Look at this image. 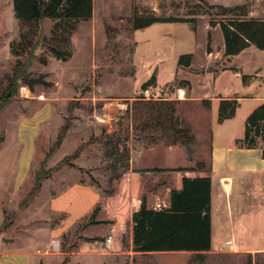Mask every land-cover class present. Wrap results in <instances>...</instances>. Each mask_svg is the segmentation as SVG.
I'll return each instance as SVG.
<instances>
[{
  "label": "rangeland",
  "instance_id": "obj_1",
  "mask_svg": "<svg viewBox=\"0 0 264 264\" xmlns=\"http://www.w3.org/2000/svg\"><path fill=\"white\" fill-rule=\"evenodd\" d=\"M210 1L98 0L96 20L74 23L72 33L65 38L60 32L54 37V21L51 19L40 24L16 22L15 8L11 9L9 0H0L5 12V22L0 24L3 91L10 84H17L16 95L0 113V169L7 160L11 168L14 165L19 148L16 136L19 119L42 108L43 102L39 100L42 97L51 102L52 109V118L43 126L37 139L30 176L21 189L13 191L10 186L12 171L5 172L8 173L6 185L0 188V213L4 218L0 233L6 231L8 235L46 240L48 229L55 223H61L65 217L50 208V200L59 196L69 184L84 183L98 189L101 200L93 207L92 216L80 226L88 228L94 235L98 232L104 234L100 239L106 240L108 236L105 233L111 227L113 212L112 167L119 162L116 147H120V154L128 155L131 153L129 144L133 143V134L137 139V135H144L145 130L176 133L170 127H146L134 118L136 101L144 98L145 89L151 86L147 85L149 75L141 71L142 53L134 52L135 17H149L159 8L160 16L205 19L218 24L246 18L255 3V0H241L242 3L236 6L239 0H220L232 5L225 8L211 5ZM261 1L264 4V0ZM200 27V38L203 40V21ZM41 28H45L46 39H41L37 58L29 64L28 59ZM179 29L183 36L179 50L182 47L193 50L194 34L189 26L181 25ZM156 34V28L141 30L137 38L142 40ZM218 34L214 32V37ZM57 43L62 49L72 51L68 60H59L54 56L51 46ZM252 49L258 51L257 48ZM257 53L261 54L254 60L261 58L260 62H263L264 52ZM165 67L173 69L172 64ZM21 70L23 78L17 76ZM27 81H32V88ZM152 86L158 98H165L152 99L153 102L168 101L166 98L172 97L175 90L174 82L160 89L156 88L157 85ZM168 102H174L171 106L177 124L175 130H178L176 138L170 135L166 136L167 139L173 138L187 151L180 137L181 132L187 131L186 141L190 148L187 153L199 160L201 151L206 150L201 141L207 142L208 139V112L198 105H177L174 100ZM194 116H202L204 122H194ZM1 137L5 140L1 141ZM37 180L42 182L40 191L45 187L46 190L30 197ZM74 237L70 235L66 238L64 248L70 244L73 248L77 246L78 241ZM259 255L261 253L153 254L124 258L120 264H264V256Z\"/></svg>",
  "mask_w": 264,
  "mask_h": 264
},
{
  "label": "crops",
  "instance_id": "obj_2",
  "mask_svg": "<svg viewBox=\"0 0 264 264\" xmlns=\"http://www.w3.org/2000/svg\"><path fill=\"white\" fill-rule=\"evenodd\" d=\"M210 2L225 8L232 6L220 0ZM241 3L239 0L235 5ZM97 4L98 0H94L91 21L96 20ZM9 5L13 9V0H9ZM3 8L0 5L2 25L5 22ZM159 12L156 8L154 15L160 16ZM246 18L264 20L261 0H255ZM16 19V22L20 21ZM204 20H197L196 25L156 22L145 28H135L134 35V52L143 56L141 71L149 75L148 79L154 77L156 88L175 83L173 96L166 100H174L177 105H198L208 112V139L207 142L201 141L206 150L201 151L200 159L189 156L180 143L174 142L173 138L167 139L163 133L145 130L144 135H137V139L133 134L129 160L112 167L113 212L111 227L105 233L108 236L106 240L100 239L104 234L98 232L94 235L88 228L80 226L92 216L93 207L101 200L100 191L84 183L69 184L59 196L50 200V208L65 217L61 223H55L48 229L46 240L8 235L6 231L0 233V264H120L124 258L153 254L264 253L263 149L248 148L239 143L245 137L248 117L264 102V60H254L261 54L257 52L264 50L251 46L240 54L226 56L220 23L213 25ZM202 21L205 30L203 40L200 38ZM185 24L194 34L193 50L184 47L179 50V43L183 41L179 28ZM155 28L157 34L153 37L137 38L139 31ZM214 32H219L218 37H214ZM249 51L253 53H247ZM183 55H192L189 65L179 64ZM1 61L0 55V80ZM166 64H172L173 69H167ZM39 100L43 102L42 108L19 119L16 134L19 148L12 168L8 160L2 164L0 188L6 185L8 173L5 172L10 169L13 191L21 189L30 176L37 139L43 126L52 118L51 102L45 97ZM223 100H237L239 106L234 117L220 121ZM193 121L203 123L204 119L194 116ZM185 178L211 180V250L136 252L134 213L144 201L149 208H169L173 190L182 189ZM45 190L46 187L43 188ZM3 223L0 213V227ZM70 235L75 236L77 246L73 248L70 244L64 248V242Z\"/></svg>",
  "mask_w": 264,
  "mask_h": 264
},
{
  "label": "trees",
  "instance_id": "obj_3",
  "mask_svg": "<svg viewBox=\"0 0 264 264\" xmlns=\"http://www.w3.org/2000/svg\"><path fill=\"white\" fill-rule=\"evenodd\" d=\"M16 17L22 23H42L46 19L54 21L53 33H59L67 38V34L73 31L74 23L87 21L94 14V0H14ZM156 22H189L196 25L197 19L183 17L155 16L135 17L136 29L145 28ZM213 25H216L214 22ZM65 25V27H63ZM225 37L226 56L240 54L245 49L255 46L264 50V20L251 18L232 19L220 23ZM195 27V26H194ZM45 28L39 29L38 39L29 56V64L37 58L36 51L40 48L41 39L46 37ZM51 51L54 56L66 61L72 56L71 50H64L60 44H53ZM192 55H183L179 64L189 65ZM17 76L23 78L22 70ZM154 77L147 85H152ZM32 88V81H27ZM3 77L0 80V113L8 106L9 101L16 95L17 84L9 85L3 91ZM3 91V92H2ZM174 102H153L145 97L140 98L134 105V118L136 121L167 129L170 127L176 133H163L165 136L177 137L175 127ZM239 102L237 100H223L220 105L219 118L223 121L236 115ZM139 126L135 127L138 128ZM180 132V131H178ZM181 144L187 151V131L180 133ZM178 136V138H180ZM1 141L5 137H1ZM61 142V140H59ZM239 143L248 148L260 147L264 155V102L257 107L247 119L246 133ZM118 161L124 163L130 155L120 154ZM190 152V151H189ZM125 156V157H124ZM42 188V182L37 180L30 197L36 195ZM134 221V249L136 252H177V251H208L212 247V223H211V180L210 178H185L180 190H173L171 205L169 208L153 209L147 206L146 201L133 215ZM252 258V255H248ZM259 256H264L261 253Z\"/></svg>",
  "mask_w": 264,
  "mask_h": 264
},
{
  "label": "built area",
  "instance_id": "obj_4",
  "mask_svg": "<svg viewBox=\"0 0 264 264\" xmlns=\"http://www.w3.org/2000/svg\"><path fill=\"white\" fill-rule=\"evenodd\" d=\"M144 97L146 99H156V98H158V96L156 95L152 85L145 89ZM109 241H110V239H109ZM229 243H231V241H229Z\"/></svg>",
  "mask_w": 264,
  "mask_h": 264
},
{
  "label": "bare ground",
  "instance_id": "obj_5",
  "mask_svg": "<svg viewBox=\"0 0 264 264\" xmlns=\"http://www.w3.org/2000/svg\"><path fill=\"white\" fill-rule=\"evenodd\" d=\"M25 90L27 89V88H24Z\"/></svg>",
  "mask_w": 264,
  "mask_h": 264
}]
</instances>
